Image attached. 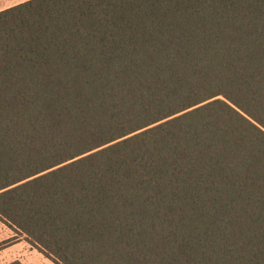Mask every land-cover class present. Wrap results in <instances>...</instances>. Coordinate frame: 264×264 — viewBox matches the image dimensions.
I'll list each match as a JSON object with an SVG mask.
<instances>
[{"label": "trees", "instance_id": "1", "mask_svg": "<svg viewBox=\"0 0 264 264\" xmlns=\"http://www.w3.org/2000/svg\"><path fill=\"white\" fill-rule=\"evenodd\" d=\"M7 9L0 222L54 264H264V0Z\"/></svg>", "mask_w": 264, "mask_h": 264}, {"label": "rangeland", "instance_id": "2", "mask_svg": "<svg viewBox=\"0 0 264 264\" xmlns=\"http://www.w3.org/2000/svg\"><path fill=\"white\" fill-rule=\"evenodd\" d=\"M14 2L15 0H0V9L8 8ZM14 259L23 264H54L0 222V264Z\"/></svg>", "mask_w": 264, "mask_h": 264}, {"label": "snow or ice", "instance_id": "3", "mask_svg": "<svg viewBox=\"0 0 264 264\" xmlns=\"http://www.w3.org/2000/svg\"><path fill=\"white\" fill-rule=\"evenodd\" d=\"M32 2V0H15L14 3H10V7L13 9H18L21 6H26L28 4H30ZM0 12H4L5 14L8 12L7 8L4 9H0Z\"/></svg>", "mask_w": 264, "mask_h": 264}, {"label": "crops", "instance_id": "4", "mask_svg": "<svg viewBox=\"0 0 264 264\" xmlns=\"http://www.w3.org/2000/svg\"><path fill=\"white\" fill-rule=\"evenodd\" d=\"M14 260H18V259H14ZM14 260H12V261H14ZM12 261H9V262H3L2 264H7V263H10V262H12Z\"/></svg>", "mask_w": 264, "mask_h": 264}]
</instances>
